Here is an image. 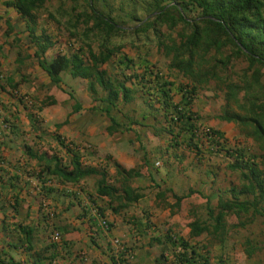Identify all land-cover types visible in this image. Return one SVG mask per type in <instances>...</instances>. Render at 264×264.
<instances>
[{
  "label": "crops",
  "instance_id": "0c3cea01",
  "mask_svg": "<svg viewBox=\"0 0 264 264\" xmlns=\"http://www.w3.org/2000/svg\"><path fill=\"white\" fill-rule=\"evenodd\" d=\"M8 1L0 0V264H115L112 239L131 250L132 264H172V248L163 241L167 235L190 240L189 224L204 221L208 207L217 208L220 195L234 186L226 182L227 160L218 151L196 156L182 146L172 148L163 117L151 115L141 100L119 107L110 133L108 117L92 113L99 102L87 81L75 79L74 89L63 81L55 87L41 68L39 60L71 55L78 47L67 43L66 49L37 17L35 33L44 30L55 43L38 59V47ZM75 102L80 110L73 113ZM192 111L225 139L236 135L235 124L219 118L222 106L209 98L195 100ZM57 135L78 151L84 166L105 170L108 184L120 186L116 166L138 173L128 185L142 198L121 208L96 194L99 175L77 184L49 175L50 159L64 165L70 160ZM92 207L102 210L109 233L91 216ZM53 232L60 234L58 243L51 241ZM205 244L210 255L220 246Z\"/></svg>",
  "mask_w": 264,
  "mask_h": 264
},
{
  "label": "trees",
  "instance_id": "16d2710c",
  "mask_svg": "<svg viewBox=\"0 0 264 264\" xmlns=\"http://www.w3.org/2000/svg\"><path fill=\"white\" fill-rule=\"evenodd\" d=\"M48 1L10 0L5 4L25 22L30 41L38 47V59L55 45L44 30L40 35L35 33L38 12ZM68 1L69 9L60 6L54 13L48 12V17L81 45L71 55L58 53L50 61L39 60L51 84L58 87L62 74L87 81L88 92L99 102L92 113L108 117L112 123L110 133L115 131L112 115L119 107L141 100L151 115L163 117L172 148L182 146L196 156L217 151L224 154L231 172L238 174L240 185L225 190L217 208L206 209L204 221L189 224L190 240L204 235L220 244L226 240L229 228L264 225V0ZM126 48L135 53L134 58L123 54ZM154 55L166 61L168 75L174 73V79L181 80H170L150 61ZM237 62H244L246 68L234 70ZM105 64L108 68L102 69ZM204 90L222 92L219 118L234 123L240 134L252 141V148L226 149L227 140L212 128V134L220 140L205 144L198 137L202 123L192 111V104L195 95ZM75 104L73 113L80 110V104ZM57 139L70 160L64 165L56 158L50 159L54 167L48 172L56 180L77 184L99 175L96 194L119 202L121 208L142 198L128 185L138 173L116 166L120 186L108 184L105 170L84 166L78 151L64 144L58 135ZM254 235V239L245 237L242 245L248 261L255 253L264 252V237ZM165 239L163 242L172 248V264H212L207 244H191L172 235ZM111 258L116 264L115 257ZM161 259L168 260L165 256ZM215 264L224 263L218 258Z\"/></svg>",
  "mask_w": 264,
  "mask_h": 264
},
{
  "label": "rangeland",
  "instance_id": "374dc122",
  "mask_svg": "<svg viewBox=\"0 0 264 264\" xmlns=\"http://www.w3.org/2000/svg\"><path fill=\"white\" fill-rule=\"evenodd\" d=\"M64 7L66 9H69L71 4L68 0H49L44 9L40 10L38 12V22L39 25L43 26L44 28L47 29L49 32H54V38H56L58 41H60V44L67 49V43H72L75 44L74 46L79 47L81 45L80 40H75L74 38H69L68 33L61 27L55 26L49 19H48V12L54 13L55 9L59 7ZM96 48V46L94 45ZM65 49V48H64ZM143 50V48H141ZM123 54L134 58L135 53L132 52L130 49H123ZM55 55V54H54ZM150 61L154 64H157V66L162 70V72L166 75H168L166 69H165V62L164 59L160 56H152L150 58ZM236 71H241L242 69L246 68V64L244 62H237L235 63L234 67ZM120 70V68H119ZM174 73L169 74L168 77L170 80H176L174 79ZM65 78H62L63 84L67 85L68 88L74 89L75 85L78 84V81L72 78L71 76L64 74ZM181 79H178L176 81H179ZM65 85V86H66ZM215 84L213 85V87ZM195 100H205V98H209L210 101H213L214 105H220L223 106V94L222 92H214V91H200L195 95ZM197 103V102H196ZM200 104V102H198ZM206 103V102H205ZM29 104V103H28ZM202 105V104H201ZM94 115V114H93ZM95 116V115H94ZM234 132V133H233ZM232 134H236L235 136L228 135L226 137L227 140V148H236V147H246V148H252L253 143L249 139H245L241 136L238 135L237 129L234 125L232 128ZM220 155H224L223 153ZM215 161V160H214ZM224 169V167L222 168ZM229 178L226 177V182L230 185L233 184L234 186L240 185V180L239 176L236 173L229 172ZM232 220V217L228 218V221L230 222ZM256 228L252 229L250 228H245V229H240V228H229L227 230L226 234V240H224L223 243H220L219 245L221 246H215L214 244H218L215 241L208 240L209 238H205L204 235L198 237L197 240L199 242L203 243H210L213 244V248H211L212 253L211 256L213 257L212 259H216L218 262V258H221L224 264H264V252L259 251V253H255L254 257L252 260L248 261L245 257V254L243 252V244L245 243V237L254 239L253 237L255 236L254 234H261L264 237V225L256 224ZM251 233H253L251 235ZM196 240V239H195ZM215 262V263H216ZM214 263V264H215Z\"/></svg>",
  "mask_w": 264,
  "mask_h": 264
},
{
  "label": "built area",
  "instance_id": "2783aa9c",
  "mask_svg": "<svg viewBox=\"0 0 264 264\" xmlns=\"http://www.w3.org/2000/svg\"><path fill=\"white\" fill-rule=\"evenodd\" d=\"M198 137L205 143L208 144L211 140H220L217 135L212 134V129L204 124H199ZM91 216L96 218L97 224L101 231L105 234L109 233L110 225L107 219L104 216H101L98 209L96 207L91 208ZM51 241L53 243H58L60 241V234L57 232H53L51 235ZM112 251L111 255L115 257L116 264H132L133 263V255L128 253L125 250L124 244L118 239L111 240ZM122 260V262L119 260Z\"/></svg>",
  "mask_w": 264,
  "mask_h": 264
}]
</instances>
